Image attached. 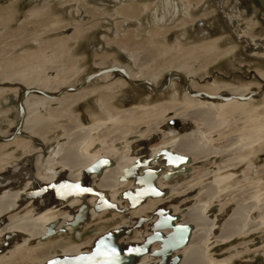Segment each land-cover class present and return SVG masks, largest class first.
<instances>
[{
	"label": "bare ground",
	"instance_id": "bare-ground-1",
	"mask_svg": "<svg viewBox=\"0 0 264 264\" xmlns=\"http://www.w3.org/2000/svg\"><path fill=\"white\" fill-rule=\"evenodd\" d=\"M238 13L239 10L236 8L227 12L225 17L230 26L233 25ZM243 32L240 27L239 33ZM65 41L62 38H51L44 43L35 41L36 51L22 52L20 56L15 55L0 63V84H18L26 89L19 101L23 108L21 128L15 131L17 123L9 137L0 133L2 137L0 149L9 150L0 155V159L8 158L12 151H24L32 138L40 143H48L46 140L48 124L63 118L74 122V118L71 120L66 115L67 109L87 97L97 94L95 103L98 113L101 114L100 118L90 115V123L80 127L60 126L61 134L55 139L58 143L44 148L57 149L55 152L52 151L54 152L52 160H45L44 167L39 165L35 169L31 168L32 155L38 152L36 149L23 155L24 161L26 159L28 162L26 165L22 163L10 167L8 163H2L8 170L0 172L6 174L5 178H0V247L6 236L11 234L12 236L8 239L7 247L0 251V264L25 262L42 264L56 255L76 254L83 250L80 244L70 248L69 245L73 243L69 245L59 243L35 253L46 238L57 233L70 234L77 228L90 227L95 217L109 211L103 209L98 212L94 207L97 198L90 196L85 200L89 205L88 221L80 227H72L70 221L73 220L74 214L79 213V206L83 201L78 197H70L63 201L60 197L61 186L57 190L60 181L77 182L89 178L92 186L107 191L109 201L117 204L118 200L122 201L119 199L121 193L131 191L133 194L138 188L135 180L144 177L151 166L158 165L156 157L164 164L162 160L170 158L169 153L176 160L178 171L182 167L190 168L191 174V165L206 161L211 164V169L199 176L192 177L193 175L189 174L182 180L184 182H179L180 184H170H177L174 186L164 184L169 186L166 187L169 189V196H184L191 188L197 189L194 195L189 196L192 204L185 208L176 222L183 226L190 225L191 228L186 244L171 253V257L177 254L180 256L174 264H232L236 257L244 253L259 249L264 253V196L260 193L264 190V165L259 168L254 166L258 157L256 151L264 150V123L256 117L257 123L253 126L248 125L254 122L255 113L258 114L259 109L256 107L238 112L240 107L249 108L247 105L249 98L262 97L263 95H256L262 88L257 92L245 94L244 87L232 88L215 81L197 86L192 82L191 76L199 70L206 69L217 57L211 51V45L206 43L207 40H201L187 49H178L167 56H157L153 50L144 46L138 45V49L133 51L130 38L127 37L123 40L116 39L114 42L131 59V64L138 69L137 73L115 63L108 68L118 70L105 72L91 80L105 81L102 88L86 90L84 87L88 83L77 87L81 82L75 87H67L65 83L73 75V72H70L72 62L67 61L56 67L51 61L56 56L55 53L64 50ZM261 46H264V41ZM45 48L49 49L50 55L44 54ZM263 49L262 47L261 50ZM258 55L264 57V53ZM103 59V57L100 59V64ZM195 61L200 65L197 68L192 65ZM162 69L171 72L169 88L173 87L171 84L174 80L184 83L179 74H183L187 80L189 90L185 92L183 89L180 105L168 106L165 103H158L145 109L134 106L112 108L109 105L112 92L122 86L125 79L128 83H130L128 79L131 80L130 84H143L148 89L153 88L154 81ZM123 71L126 76L123 75ZM47 72L51 74L46 75ZM115 74L122 75L124 81L112 77ZM257 76L264 81V71H259ZM166 81L167 79L165 83ZM165 83L159 90H162ZM13 88H9L10 91ZM65 88L72 89L63 91ZM176 92L172 94V101L177 99ZM3 93L4 90L0 87V97ZM198 93L203 95L197 96ZM251 93L255 95H250ZM239 118L241 120L237 122ZM175 121L179 123L177 128L171 126ZM140 125L143 128L138 130L137 127ZM153 134L158 135L154 143L151 140L154 138ZM18 135L26 139L18 138ZM162 135L164 138L160 140ZM129 136L135 137L129 139ZM148 142H151L149 146ZM102 158L113 163L104 167L100 176L94 172L85 177L83 172L86 168ZM233 169L240 173L239 179L232 180L235 176L229 170ZM226 170L227 173L223 174ZM161 174L163 171H160V176ZM40 176L45 179H41ZM204 178L210 180L199 183ZM159 180L161 178L156 182L158 188L162 186ZM126 182L130 183V188H125L128 186ZM161 182L163 183L162 180ZM41 193L42 198L39 196ZM160 199L147 198L138 208L129 211L132 213L138 211V214L132 215L134 217H144L140 211L142 209L151 211L157 203L162 202L163 199ZM213 202H219L222 210L226 208L224 218L220 219L221 216H218L219 222L216 225L214 224L216 215L211 218L205 214ZM117 206L119 207L118 204ZM127 206L128 203L124 201L119 208ZM178 210L174 208V212ZM121 226H124L123 223L116 228ZM129 226L131 225L127 224L125 227ZM50 227L53 230L57 229V233L50 234ZM241 238L246 239V243H241V246L233 245L232 242ZM217 245H225L227 248L215 254L213 251ZM154 249H157V246L151 247V250ZM152 259L146 254L135 264H151Z\"/></svg>",
	"mask_w": 264,
	"mask_h": 264
},
{
	"label": "rangeland",
	"instance_id": "rangeland-1",
	"mask_svg": "<svg viewBox=\"0 0 264 264\" xmlns=\"http://www.w3.org/2000/svg\"><path fill=\"white\" fill-rule=\"evenodd\" d=\"M175 8L177 9L175 10ZM234 8L239 10V13L236 15L233 25L230 26L225 16ZM0 12V63L15 55L20 56L22 52L36 51L35 41L44 43L51 38H62L66 40L64 50L58 54L52 52L56 56L51 61L52 64H56V67L67 61L72 62L70 72H73V75L66 81L67 87H75L90 74L113 66L115 63L118 66H126L137 73L138 69L131 64V59L114 42L116 39L123 40L127 37L130 38L133 51L138 49V45L144 46L153 50L157 56H167L177 52L178 49H187L190 45L201 40H207L206 43L211 45V51L217 57L206 69L194 73L190 78L192 82L197 86L215 81L218 84H227L232 88L244 87L245 94L257 92L263 88L264 81L257 76V73L264 71V57L258 55L264 53V49L261 50L264 46L260 47L264 41V10L257 0H0ZM240 27L244 31L243 34L239 33ZM43 52L45 55H50L47 48ZM102 57L104 59L100 64ZM192 65L194 68L200 66L198 61ZM168 73L167 69H162L159 72L154 81L155 87L159 88L165 83ZM50 74L51 72H47L46 75ZM112 77L121 80L124 78L120 74H115ZM109 81H113V79H109ZM104 83L105 81L102 80H93L84 89L97 90L102 88ZM173 83L171 84L173 87L169 88L168 86L167 89L158 92L153 88L148 89L142 84H130L125 79V83L112 92L109 105L112 108L134 106L139 109H145L158 103H165L168 106L180 105L184 83L179 80H174ZM6 85L0 84L4 90L0 97V133L9 137L19 121V101L26 89L18 84ZM9 88L15 90L10 91ZM175 92L177 99L172 101V94ZM262 95V97L249 98L250 100L247 102L249 108L245 106V108L238 109V112L249 110L251 107L259 109L258 114L254 115V122L248 124L250 126L257 123L256 117L264 123V94ZM96 97L97 94L87 97L67 109L66 115L71 120L74 118V122L63 118L49 123L46 129L48 143H40L37 139L35 141L32 138L33 140L24 151H12L8 158L0 159V172L7 169L2 165L3 162L8 163L10 167L18 166L20 162L24 163L23 165L28 164L26 159L24 161L23 155L31 153L32 149H36L38 152H34L32 155L31 168L35 169L39 165L44 167L45 160H52L54 152L57 150L56 148L48 150L44 148L50 144L58 143L55 139L61 134L62 126L76 125L80 127L90 123L92 115L101 117L96 107ZM240 120L239 118L237 122ZM137 128L139 130L143 127L140 125ZM17 137L26 139L21 135ZM133 137L135 136L128 138ZM162 138H164L163 135L160 140ZM0 150V155L9 152V150ZM52 151L54 152L52 153ZM256 156L258 157L254 166L259 168L262 164L264 165V150H257ZM210 165L208 161L191 165L190 176L201 175L211 169ZM229 172L235 176L232 180L239 179L238 171L233 169ZM224 173H227V170ZM209 180L210 178H204L199 183ZM159 181L162 184L159 188L177 185L165 186L161 180ZM130 187V183L125 186V188ZM260 193L264 196V190H261ZM163 200H169V194ZM117 204L120 207L124 203L118 200ZM147 208L148 206H146ZM174 208L178 210L174 206L172 207L173 211ZM221 210L219 202H213L205 214L211 218L216 215L214 219L216 225L219 222L217 221L218 216H221L220 219L224 218L226 208ZM134 213L136 215L138 211L133 213L129 211L127 214L132 216ZM140 213L148 216L150 211L142 209ZM119 215L120 213L113 211L103 212L100 216L95 217L90 227L75 229L79 231V238H75L73 231L70 234L57 233V235L43 240V245L35 253L42 248H52L54 247L52 245L59 243H68L67 245L73 243V245H69L70 248L75 244L86 248L95 235L122 223L127 226L128 218L123 214ZM145 235L147 233L144 228L133 230L128 240L139 242ZM246 241L241 238L232 243L241 246V243H246ZM224 246L217 245L213 253L222 252L227 248ZM152 261L154 260L152 259ZM27 263L30 264V262L23 264ZM232 264H264L263 250L244 253L236 257Z\"/></svg>",
	"mask_w": 264,
	"mask_h": 264
},
{
	"label": "water",
	"instance_id": "water-1",
	"mask_svg": "<svg viewBox=\"0 0 264 264\" xmlns=\"http://www.w3.org/2000/svg\"><path fill=\"white\" fill-rule=\"evenodd\" d=\"M257 1L264 10V0ZM115 70L118 69H102L96 73L90 74L77 87H82L83 85L89 83L95 77L105 72H113ZM170 73H168L167 75V81L163 86L162 90H165L169 86V78L171 76ZM123 75L126 76L125 71H123ZM179 75L181 76V78H183L185 92H188L189 88L187 85V80L185 79L183 74ZM128 81L130 83L132 82L129 79ZM68 89L72 88H65L63 89V91ZM153 89L155 91H161L155 86H153ZM260 91L261 92H258V94H256L257 96H261L263 94L264 82L263 88ZM196 95L201 96L203 95V93H198ZM250 95L255 94L251 93ZM204 96L208 95L204 94ZM19 108V121L17 129H15V131L21 128L20 126L23 120V108L20 103ZM171 124V126H173L174 128H177L179 125V123H177L176 121L172 122ZM153 135L155 139L151 138V140L154 143V141L158 139V135ZM1 139L2 137H0V140ZM149 144H151V142L147 143L148 146ZM135 149H137V146H135ZM169 156L170 158H165L162 160V163L164 162V164H161V161H158L157 157L155 158V161L158 163V165L151 166V169H149V171L147 170V173L144 177L140 178L139 180H135V183L138 188L135 189L133 194L131 193V191H124L125 193L120 194L119 199L122 200V203H124V201L127 202V207L119 208L117 204L111 203L109 201L108 192L105 190L96 189L90 184L89 178H86L85 181L80 180L77 182H70L68 180L60 181V185L57 186V190L60 189L59 187L61 186L62 189L60 197H62L61 199L63 201L64 199H68L70 197H78L81 198V200L83 201V204L79 206V213L74 214L73 220L70 221L72 227H80L83 223L88 221L89 216L87 210L89 208V205L85 203V200L90 196H95L97 198L94 207L98 212L103 209H107L113 212H120L128 218L126 222L131 226L110 228L106 231L101 232L100 234L95 235L92 238L91 243L86 248H83V250H80L78 253L70 255H56L50 259L43 261L42 264H50V262H56V264H102V261L108 259L114 260V264H135L143 255L146 254L151 258L155 259L154 262H151V264L176 263L180 256L177 254L174 257H171V253L175 249L180 248L186 244L189 238V232L191 228L190 225L183 226L181 224H177L176 222L180 218V215L184 212L185 208L188 205L192 204L193 201L189 200V196L194 195L197 189L191 188L184 196H169V200H162L161 203L156 204L152 208L148 216L134 217L126 213V211L138 208L139 205H141L147 198L164 199L166 196H168L167 188L164 187L162 189H159L157 187L156 182L159 178H161L163 184L170 185L173 183L181 182L186 178V176L190 174V168L182 167V169L178 171V165H176L177 162L175 163L176 160L173 158L172 154L169 153ZM187 161L188 160H185V162ZM109 163L112 164L113 162L109 159L102 158L93 165L87 167L86 170L83 172V175L85 177H88L90 176V173L95 172L97 176H100L102 169L104 167L109 166ZM160 171H163V174H161V176ZM5 176L6 174H0V178H5ZM77 185L80 189H91V191H79L75 187H64ZM39 196L40 198H42L43 193H41ZM39 196L37 198H39ZM173 206H176L177 209H179L178 212L173 211ZM152 218L154 219L152 220ZM141 228H144L147 235L143 236L139 242L128 240V237L131 235V232L133 230H139ZM50 229V234L54 235L57 233V229L53 230L52 227H50ZM73 232L75 233V238H79V231L73 230ZM11 236L12 234L5 237V242H3L2 246L0 247V251H2L3 248L7 247L8 239ZM122 238L123 240H120ZM101 241H103V243L100 245V248L97 249V244ZM154 244H156L157 249L151 250V247ZM110 248H114L116 250L114 257L110 253L107 256L102 255V253H107ZM130 249L132 251H130ZM93 253L97 254L93 255Z\"/></svg>",
	"mask_w": 264,
	"mask_h": 264
},
{
	"label": "snow or ice",
	"instance_id": "snow-or-ice-1",
	"mask_svg": "<svg viewBox=\"0 0 264 264\" xmlns=\"http://www.w3.org/2000/svg\"><path fill=\"white\" fill-rule=\"evenodd\" d=\"M64 187H75L79 191H91V189H80L78 185L77 186H64ZM102 243H103V241H101L97 244V249L100 248V245ZM130 251H132V250L130 249ZM115 252H116V250L114 248H110L107 253H102V255L107 256L110 253L114 257ZM96 254L97 253H93V255H96ZM78 259H82V258H78ZM50 264H56V262H50ZM102 264H114V260H112V259L104 260V261H102Z\"/></svg>",
	"mask_w": 264,
	"mask_h": 264
},
{
	"label": "flooded vegetation",
	"instance_id": "flooded-vegetation-1",
	"mask_svg": "<svg viewBox=\"0 0 264 264\" xmlns=\"http://www.w3.org/2000/svg\"><path fill=\"white\" fill-rule=\"evenodd\" d=\"M134 81H140V80H134ZM133 85H135V84H133ZM143 85V84H142ZM145 86V85H144ZM146 87V86H145Z\"/></svg>",
	"mask_w": 264,
	"mask_h": 264
}]
</instances>
